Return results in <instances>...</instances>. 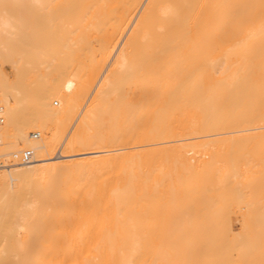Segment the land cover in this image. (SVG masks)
Returning a JSON list of instances; mask_svg holds the SVG:
<instances>
[{
	"label": "bare ground",
	"instance_id": "1",
	"mask_svg": "<svg viewBox=\"0 0 264 264\" xmlns=\"http://www.w3.org/2000/svg\"><path fill=\"white\" fill-rule=\"evenodd\" d=\"M0 106V264H264V0H0Z\"/></svg>",
	"mask_w": 264,
	"mask_h": 264
},
{
	"label": "built area",
	"instance_id": "2",
	"mask_svg": "<svg viewBox=\"0 0 264 264\" xmlns=\"http://www.w3.org/2000/svg\"><path fill=\"white\" fill-rule=\"evenodd\" d=\"M2 123V116H1V106H0V124ZM1 145V141H0ZM32 158V152L31 151H25L21 153L16 159L19 160L20 163H28Z\"/></svg>",
	"mask_w": 264,
	"mask_h": 264
},
{
	"label": "rangeland",
	"instance_id": "3",
	"mask_svg": "<svg viewBox=\"0 0 264 264\" xmlns=\"http://www.w3.org/2000/svg\"><path fill=\"white\" fill-rule=\"evenodd\" d=\"M126 88H128V86H124V87H123V90H122V93H123V94L120 95V96L122 97V96H125V95H126V98L123 97V99H125L126 101L129 102L131 96H129V95H128L129 97L127 96V93H128V91H129V90H128L129 88H128L127 90H126ZM94 91H95V90H94ZM126 92H127V93H126ZM129 94H130V93H129ZM121 97H120V98H121ZM127 97H128V98H127ZM86 100L89 102L90 99H89V98H88V99L86 98L85 101H83V104L85 103V104L87 105L88 102H87ZM85 104H84V105H85ZM62 151H63V150H61V152H62ZM93 151H94V150H93ZM86 152H87V151H86ZM88 152H90V151H88ZM57 156H58V154H57ZM236 227H238V226H236Z\"/></svg>",
	"mask_w": 264,
	"mask_h": 264
}]
</instances>
